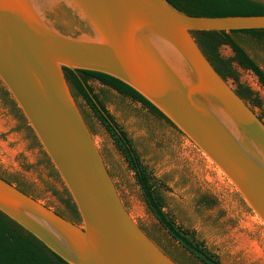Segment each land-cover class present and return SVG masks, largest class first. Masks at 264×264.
<instances>
[{"label":"water","instance_id":"95a60500","mask_svg":"<svg viewBox=\"0 0 264 264\" xmlns=\"http://www.w3.org/2000/svg\"><path fill=\"white\" fill-rule=\"evenodd\" d=\"M264 29L263 15L198 16L166 0H0V81L79 214L0 177V212L67 264H177L124 207L63 68L125 83L226 177L264 225V124L195 31Z\"/></svg>","mask_w":264,"mask_h":264},{"label":"rangeland","instance_id":"374dc122","mask_svg":"<svg viewBox=\"0 0 264 264\" xmlns=\"http://www.w3.org/2000/svg\"><path fill=\"white\" fill-rule=\"evenodd\" d=\"M244 37L247 52L264 70V41ZM220 54L232 56L227 46L220 48ZM232 65L239 82L257 97L258 104L245 102L264 124V88L252 72L235 62ZM227 82L236 89L232 79ZM87 84L132 141L143 167L158 183L164 210L175 223L193 232L222 264H264V225L230 181L172 123L96 79L88 78ZM72 93L130 216L177 264H203L160 226L111 134L82 96ZM0 175L55 212L70 215L66 206V201L74 204L70 194L1 81Z\"/></svg>","mask_w":264,"mask_h":264},{"label":"trees","instance_id":"16d2710c","mask_svg":"<svg viewBox=\"0 0 264 264\" xmlns=\"http://www.w3.org/2000/svg\"><path fill=\"white\" fill-rule=\"evenodd\" d=\"M175 9L198 16H225V15H263L264 2L261 0H166ZM245 35L255 38L256 42L264 41V29H244L226 31H195L193 36L198 42L206 58L214 69L224 79H232L236 83L235 92L243 99L258 104L257 97L245 85L239 82L238 74L232 63L252 72L260 85L264 88V70L249 55L245 47ZM227 46L232 56L225 58L220 54V48ZM71 91L79 93L94 111L97 118L111 134L119 150L133 172L134 179L139 187L148 210L155 217L160 226L183 249L203 264H222L219 257L208 250L203 243L197 241L193 232L177 225L172 217L164 210L162 196L158 190V183L143 167L140 158L122 127L116 123L103 103L98 100L91 87L87 84L88 78L98 80L104 85L116 89L121 94L139 101L153 113L166 119L152 104L131 87L109 75L89 71L70 70L63 68ZM81 75V76H80ZM260 118V117H258ZM167 120V119H166ZM168 121V120H167ZM169 122V121H168ZM170 123V122H169ZM172 125V124H171ZM1 178L10 182L2 175ZM11 183V182H10ZM17 188H19L17 186ZM21 191L23 189L19 188ZM23 192H25L23 190ZM26 193V192H25ZM70 215L65 217L74 223L79 222L74 204L66 201ZM0 264H67L59 256L46 248L39 240L18 226L0 212Z\"/></svg>","mask_w":264,"mask_h":264},{"label":"flooded vegetation","instance_id":"af4514ba","mask_svg":"<svg viewBox=\"0 0 264 264\" xmlns=\"http://www.w3.org/2000/svg\"><path fill=\"white\" fill-rule=\"evenodd\" d=\"M98 81V80H97ZM73 94V93H72Z\"/></svg>","mask_w":264,"mask_h":264}]
</instances>
